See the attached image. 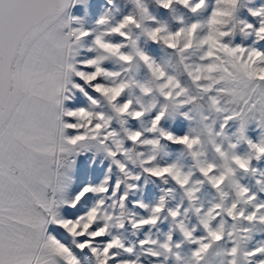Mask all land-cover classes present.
Returning <instances> with one entry per match:
<instances>
[{
  "label": "snow or ice",
  "instance_id": "snow-or-ice-1",
  "mask_svg": "<svg viewBox=\"0 0 264 264\" xmlns=\"http://www.w3.org/2000/svg\"><path fill=\"white\" fill-rule=\"evenodd\" d=\"M131 2L134 11L115 23L106 11L90 28L72 14L87 0H0V264H143L141 254L180 264L184 242L189 264H213L218 247L221 264H264V242L246 246L264 233V0H155L208 11L175 30ZM141 36L176 58L171 70ZM169 146L191 156L192 170L159 162ZM248 175L259 191L241 182ZM144 177L173 182L188 207H168L167 193L151 206L134 199ZM205 183L218 198L207 208ZM162 217L181 241L170 232L130 245L122 235Z\"/></svg>",
  "mask_w": 264,
  "mask_h": 264
},
{
  "label": "rangeland",
  "instance_id": "rangeland-1",
  "mask_svg": "<svg viewBox=\"0 0 264 264\" xmlns=\"http://www.w3.org/2000/svg\"><path fill=\"white\" fill-rule=\"evenodd\" d=\"M243 8H247L252 6L249 3V0H241ZM257 3L260 2V0H256ZM144 3L148 6L149 11L151 14L156 17L157 20H159L162 23L167 24V26L171 30H175L180 26V21L183 20L185 23H191L195 20L203 21L207 15L208 11H202L197 15H193L190 13L187 9L183 7H176L174 11H165L158 7L155 4V0H144ZM85 8L87 9V12H85ZM242 11L239 13L237 20L233 21V23H237L240 19L246 18L245 12ZM134 5L132 4L131 0H116V5L112 7L111 9L107 8L105 6L104 0H87V3L85 5H78L77 7L72 9V14L74 16L80 17L84 20L85 24L88 27H95V21L99 16L104 14L106 11L111 12V22L115 23L116 20H118L123 14H126L128 12L134 11ZM210 10V9H209ZM249 19H251L249 17ZM137 35H139V30H137ZM236 38L239 41L242 37L241 34L238 31V26L236 29ZM140 44L142 47H145L146 50L150 51L157 60H159L162 63H167L169 66V70H171V66L175 65L176 58L174 56H170L168 54V50L162 49L159 46L151 45V44H145L144 38L141 36ZM112 66V65H110ZM138 78L141 80L147 79V73L146 70L141 68L138 73ZM134 95H138V92L134 91ZM145 126H147V122L145 121ZM186 125L184 123H181L179 121L176 122L172 126V130L176 131L178 133L183 132L185 130ZM254 127V126H253ZM250 135L255 138L256 132L251 131ZM245 149L242 147L241 151L243 152ZM159 162L160 163H170L172 161H178L180 164L184 166V170H192L193 161L191 156L186 152L183 151L179 147L175 146H169L165 147L163 151L159 153ZM208 159L210 161H216L219 163V160L216 157V154L211 151V147L208 148ZM261 169L264 170V163L260 165ZM138 171V169H137ZM258 177H252L251 175H248L242 179V183L248 185L253 189V191H259V186L256 185L255 179ZM143 179L147 180V185L142 188L141 192H138L134 199H141L144 203L149 204V206L155 204L159 197L161 195H166L167 200V206L170 208H175L176 205L181 204L183 202V207H188L187 201L183 197V193L181 190L171 181L169 183L165 184L161 180H156L155 178L151 177H144ZM194 179H201L199 175L197 174ZM199 203L203 204L205 208L209 207L210 204L217 202V196L213 189H211L206 183L202 186L201 191L199 192ZM230 202V201H229ZM183 210V209H182ZM133 211H140L139 209H134ZM144 215H147V212L143 213ZM185 222L189 224V227L197 224V217L195 214L191 211L187 214V217L185 219ZM171 232L173 235V241L179 242L183 238L180 235L179 231L175 229L173 222L170 218L164 219L161 218V223L157 225V227L152 228L150 231L148 228H145L143 231L138 232L137 234L133 235L131 231H125L122 233L123 237L126 239V242L130 245L135 244L138 240L144 239L147 237L157 240L158 242H164L167 238V235ZM200 232H197L196 235H200ZM259 242H264V233H261L259 235L253 234V238L247 242V247H254ZM193 245H190L188 242H184L182 244V247L176 251H179L181 256L180 264H189L191 260V249L193 248ZM223 247H227V245H224ZM137 253H141V249H136ZM216 253H220L219 255H216ZM213 264H221L222 261L225 260V257L223 253L221 252V248H215L213 249ZM163 264H176L174 258H169L168 260H164L163 257L160 258ZM141 260L143 264H149V259L145 258L141 254Z\"/></svg>",
  "mask_w": 264,
  "mask_h": 264
}]
</instances>
